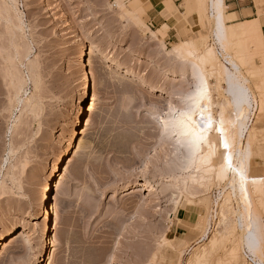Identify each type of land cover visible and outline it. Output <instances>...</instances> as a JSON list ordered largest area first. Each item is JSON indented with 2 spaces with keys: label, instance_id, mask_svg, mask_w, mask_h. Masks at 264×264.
<instances>
[{
  "label": "rangeland",
  "instance_id": "rangeland-1",
  "mask_svg": "<svg viewBox=\"0 0 264 264\" xmlns=\"http://www.w3.org/2000/svg\"><path fill=\"white\" fill-rule=\"evenodd\" d=\"M17 1L23 20L10 0H0V236L29 235L6 251L0 243V264H48L44 219L35 205L50 164L68 145L81 96L79 58L89 48L107 58L89 59L92 99L78 147L52 192L50 264H230L243 233L229 228L232 215L222 221L220 214L229 199L232 209L237 202L229 196L215 205L225 183L209 166H228L223 138L232 132V115L228 109L221 123L225 84L200 60L198 45L213 38L207 30L203 36L196 0H167L157 12L152 0ZM169 1L177 11L167 18ZM241 43L227 53H256L255 42ZM254 61L260 64V55ZM247 69L257 96L264 75ZM201 110L212 128L189 143L185 125L199 131ZM255 127L252 189L264 178V114ZM256 196L264 220V196ZM220 234L224 240L215 243ZM242 264H248L244 256Z\"/></svg>",
  "mask_w": 264,
  "mask_h": 264
},
{
  "label": "bare ground",
  "instance_id": "bare-ground-1",
  "mask_svg": "<svg viewBox=\"0 0 264 264\" xmlns=\"http://www.w3.org/2000/svg\"><path fill=\"white\" fill-rule=\"evenodd\" d=\"M10 1L13 8L11 10H15V13L14 11L13 13L15 16H18L19 20L21 13L18 9V1ZM193 1L195 2V0ZM256 1L258 0H255V2ZM196 2L197 3L194 5H198L196 6L198 7V21H200L199 24L202 30L205 29L203 36L211 33L213 38V44L198 45L199 52H201L200 60L207 70L215 75L220 82L225 84L223 90L226 101L221 105V121H224L230 113L232 115V132L226 136L224 135L223 138V143L224 140H227L229 143L227 152L228 156L231 155L232 167L228 168L227 166V168L219 167L214 169L213 166H209L210 170L215 172L216 179L221 183H225V186L219 190V194L216 196L217 199L214 201L215 205L219 207L220 202L226 201L229 196L234 198L233 200L237 202L236 208L232 209L229 204L231 199H229L228 212L224 210L222 214H220L221 217H223L222 221L228 220V216L232 215V219L229 218L232 220L230 221L231 224L229 223L228 225L229 228L233 229L234 227L243 233L238 239L239 245L231 250L228 257L230 264H242L243 256L248 264H264V220L262 218L263 216H260L255 209L256 194L264 196V178L263 180L256 179L258 181L254 189H252L249 175L255 155L254 147L257 141L255 119L258 114H264V85L260 87L257 96L254 95L249 86V76L246 75V72L244 73V68H248V71L255 69L257 74L264 75V35L261 31L259 20H254L250 23H229L230 20H234L235 18L227 15L225 0H196ZM7 5L9 7V4ZM118 6L119 9L124 12V5L118 3ZM186 6L188 7V5ZM175 9V4L169 1L168 8L164 10L163 13L167 18H170L175 13L174 11L173 13L172 10ZM175 11H177V9ZM186 14L188 15V13ZM189 16L192 17V15H188L187 18ZM190 20L192 21V19ZM206 30L209 32L208 34ZM237 40H242L244 46H247L245 41L255 42L257 48L255 54L260 55V64L255 63V54H247L243 49H238L237 52L235 49V56L227 53ZM243 43H241V45ZM239 48H241V46H239ZM247 49L246 47L245 50ZM253 51L255 50H252V52ZM106 58V53H102L94 48H89L87 52L82 54L79 58V67L81 71L79 91L81 96L73 107V117L70 121L67 137V139L69 138V142L67 143L68 145L59 152L54 162L50 164L47 170V178L49 179L44 184L36 200L35 206L38 210V214L44 219L42 230L45 236V247L47 248L45 261L47 260L48 264L51 263L55 256L54 242H52V223L54 220V213L51 208L52 192L54 189L60 187V174L66 166L68 159L78 147L80 125L86 109L85 105L86 102L89 103L92 99L93 84L88 62L89 59L106 60ZM107 63H109L110 66H114V64L108 61ZM120 72L124 73L123 70ZM125 75L130 76V73L125 72ZM154 90V88L151 89V91ZM168 104H171L170 101H168ZM228 109H230V113ZM241 169L243 170V180L241 179ZM227 193L229 194L228 196H226ZM203 224L201 225L203 226ZM28 235V230L18 231L9 239H7L6 235H1L0 243L3 251L8 250L15 241L27 238ZM203 235V238H207L208 231ZM217 237H219V235ZM220 237L215 238V243L224 240L223 234H220ZM240 247H242V254L239 250Z\"/></svg>",
  "mask_w": 264,
  "mask_h": 264
},
{
  "label": "crops",
  "instance_id": "crops-1",
  "mask_svg": "<svg viewBox=\"0 0 264 264\" xmlns=\"http://www.w3.org/2000/svg\"><path fill=\"white\" fill-rule=\"evenodd\" d=\"M152 7L157 12L158 7L162 6L167 0H152ZM227 7V15L229 17H234L235 19L230 23H250L254 20H259L261 31L264 35V0H225ZM153 24L162 27V24H169L165 20H152ZM170 27V26H169ZM171 29V27H170ZM186 210L180 209L178 211V219L184 220L186 218Z\"/></svg>",
  "mask_w": 264,
  "mask_h": 264
},
{
  "label": "snow or ice",
  "instance_id": "snow-or-ice-1",
  "mask_svg": "<svg viewBox=\"0 0 264 264\" xmlns=\"http://www.w3.org/2000/svg\"><path fill=\"white\" fill-rule=\"evenodd\" d=\"M196 114V108H190L188 113H186V120L191 123L193 116ZM198 126H199V131H195L193 129V127H188V125H185L186 131H185V135L190 137L189 139V143L192 142H196V141H200L204 139V132L206 129H211L212 128V118L209 116L207 118V122L205 123L204 117L202 115V110H201V118L200 120L197 122ZM221 123H223V121H221ZM218 131H221V133L223 134V130L222 129H217ZM223 147L227 150L229 149V143L227 140H224L223 143ZM227 163H228V168L232 167V158L231 155H229L227 157ZM241 179L243 180V170L241 169Z\"/></svg>",
  "mask_w": 264,
  "mask_h": 264
}]
</instances>
